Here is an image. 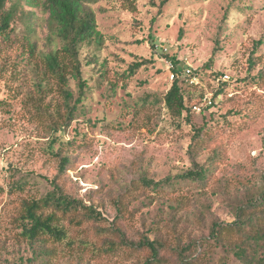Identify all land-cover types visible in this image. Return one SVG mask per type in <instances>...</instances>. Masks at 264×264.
I'll use <instances>...</instances> for the list:
<instances>
[{"label": "rangeland", "instance_id": "rangeland-1", "mask_svg": "<svg viewBox=\"0 0 264 264\" xmlns=\"http://www.w3.org/2000/svg\"><path fill=\"white\" fill-rule=\"evenodd\" d=\"M159 3L99 0L93 5L104 44L96 53L92 47L82 50L83 57L97 56L96 64L83 69L84 105L67 133L54 138L30 118L25 104L29 49L32 43L47 48L45 15L24 1L6 0L0 18L5 10H11L13 17L6 33L0 34V264H16L30 255L17 241L18 198L40 197L55 185L112 220V200L131 181L142 176L159 180L194 165L208 166L212 174L202 200L193 202L183 216L175 213L173 221L168 202L149 204L136 197L128 205L134 211L125 228L129 240L136 244L141 235L152 238L157 232L174 245L178 240L174 236L180 235L179 242L190 243L192 254L202 253L201 240L213 220H231L232 208L264 186V91L249 80L264 63V0ZM27 25L32 31H26ZM258 40L261 45L254 49ZM250 56L261 63L253 70ZM165 58L174 61L196 100L202 95L214 97L222 86L219 76L229 77L221 99L209 108L202 103L200 111L192 110L189 124L171 118L159 101L171 86ZM140 60L151 62L126 78L128 67ZM187 64L196 70L198 84L186 81ZM70 89L76 93L73 81ZM206 125L218 127L202 149L191 152V127ZM62 156L72 159L64 169L59 167ZM20 180L26 185L17 192L13 185ZM84 233L69 229L73 249L59 244L52 263L142 264L148 255L144 248L120 246L118 256L97 258L96 249L92 254L76 249V240ZM91 234L89 230L92 246L103 251L108 249L107 240H116ZM161 255L168 264L175 261L170 251ZM204 263L241 264L221 249L212 251Z\"/></svg>", "mask_w": 264, "mask_h": 264}, {"label": "trees", "instance_id": "trees-1", "mask_svg": "<svg viewBox=\"0 0 264 264\" xmlns=\"http://www.w3.org/2000/svg\"><path fill=\"white\" fill-rule=\"evenodd\" d=\"M23 1L29 8H38L45 15L47 46L46 49H41L36 43H32L29 49L32 61L28 66L30 88L25 93V104L29 109L30 118L45 128L50 136L57 138L58 133H67L84 105L87 80L84 78L83 69L97 63L96 55L86 54L83 57L82 50L92 47L93 53H96L104 44L93 9V5L99 0H15V3L21 4ZM149 1L153 3V0ZM168 1L160 0L159 6ZM5 2L6 0H0V11L3 10ZM12 17L11 10L3 11L0 18V34H5L9 29ZM26 31H32V27L27 25ZM260 45L261 41H256L254 49ZM151 60L132 63L123 75L126 78L132 77ZM248 61L250 70L260 63L259 58L253 56H250ZM173 71L175 78L159 101L171 118L182 119L189 124L193 107L202 104L203 95L196 100L194 92L184 83L185 79L181 78V71L177 67ZM249 80L258 90L264 91V63L258 73ZM71 81L75 83L76 93L70 89ZM221 85L215 95L223 94L224 86ZM222 102L223 99L220 103ZM2 104L0 100V106ZM217 127H191L189 150L196 152L202 149L212 138ZM71 162V158L62 156L59 158V167L64 169ZM211 174L212 170L208 166L194 165L189 170L159 180L146 176L133 180L112 200V220L104 217L93 205L85 204L82 200L63 192L57 185L37 198L19 197L16 205L17 241L18 244L26 245L30 255L19 258L16 264H53L58 255L59 244L67 243L69 250L73 249L70 246L72 238L68 234L69 229L79 233L85 232L76 240V249L91 254L96 249L97 258L102 254L108 259L116 257L121 253L120 246H126L144 248L148 252L142 264H168L161 255L162 251H170L175 255V261L170 264H205V259L210 257L212 251L221 249L224 254H231L241 264H264V186L247 194L232 208L231 220H213L210 223L207 237L201 240L204 246L201 254H192L190 243L183 245L179 242L180 235L174 236L178 239L174 245L158 237L157 232H154L152 238L146 233L141 235L136 244L128 239L125 228L133 218L134 211L128 208L132 199L142 197L149 204L156 201L168 202L169 220L173 221L175 213L181 212L183 216L193 202L202 200L201 196ZM24 182L20 180L14 183L13 188L21 192L22 187L26 185ZM153 227L151 224L148 231L151 232ZM162 228L166 229L165 226ZM89 230L94 237L112 236L116 240L106 241V251L95 245L94 248L88 236ZM196 245L197 243L194 246Z\"/></svg>", "mask_w": 264, "mask_h": 264}, {"label": "built area", "instance_id": "built-area-1", "mask_svg": "<svg viewBox=\"0 0 264 264\" xmlns=\"http://www.w3.org/2000/svg\"><path fill=\"white\" fill-rule=\"evenodd\" d=\"M160 49H162V51H166L163 47H160ZM163 53V52H162ZM165 55V54H163ZM164 64H165V68L166 70H168L169 72V80L170 83L172 84L174 78H175V73L173 71V69L176 67V64L174 63V61L171 58H165L164 60ZM183 75L186 78V81H189L190 84H198V75L196 73V70H194L191 66H189V64H187L186 68L183 70ZM229 77L227 75H223V76H219V78L217 79L218 82H220V84L226 83L228 81ZM221 95L220 93L216 94L213 97V94L211 95H205L202 98V103L203 105L207 106V107H211L214 105V101L216 100H220L221 99ZM193 110L195 111H200V107L199 106H195L193 107Z\"/></svg>", "mask_w": 264, "mask_h": 264}]
</instances>
